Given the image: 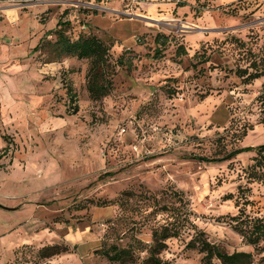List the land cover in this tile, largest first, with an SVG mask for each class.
Returning <instances> with one entry per match:
<instances>
[{"label":"rangeland","instance_id":"374dc122","mask_svg":"<svg viewBox=\"0 0 264 264\" xmlns=\"http://www.w3.org/2000/svg\"><path fill=\"white\" fill-rule=\"evenodd\" d=\"M26 1L0 3V264H115L112 244L142 264L178 219L163 205L181 211L163 259L203 264L187 244L204 231L264 264L230 219L264 216L256 152L223 158L264 144V76L237 72L264 69V0ZM58 21L109 47L105 97L89 95V60L51 62ZM51 245L68 250L42 257Z\"/></svg>","mask_w":264,"mask_h":264},{"label":"trees","instance_id":"16d2710c","mask_svg":"<svg viewBox=\"0 0 264 264\" xmlns=\"http://www.w3.org/2000/svg\"><path fill=\"white\" fill-rule=\"evenodd\" d=\"M66 22L68 21H58L57 23V39L51 43L56 57L52 59L51 62L60 61L65 57H76L78 59L89 60L87 90L93 100H99L108 95L111 90V83L107 78L109 47L104 41L94 35H79L77 38H71L66 34L65 30H63V27L69 24ZM161 36L163 35L157 36V43ZM46 44H48L47 41ZM43 46H45V38L41 40L36 48L40 50ZM156 50L157 53L161 52L160 47H157ZM251 68L254 69V71L250 72L249 70ZM259 68V64L252 62L249 68H241L238 69L237 72L239 76L245 78L247 82H250L264 76V69ZM68 91L70 92V89H68ZM70 94V98L76 97L71 92ZM244 150L256 152V156L254 157L255 167H258L260 171H253L252 178L263 180L264 172L261 170L264 168V144L246 148H236L223 156V158L232 159ZM218 159L220 158H212V160ZM177 194H180V192L178 191ZM161 208V210L165 212L173 211L171 215L177 214L176 216L178 219L176 218L174 221L164 223L153 229V242L146 248L148 255L143 260L142 264H172L171 261L163 259L161 255L168 248L167 240L177 237L180 233L181 221H179V217L181 211H176V208L167 205H163ZM243 214H245V209L240 207L239 214L231 216L230 219L235 222L233 228L244 238L246 243L253 245L255 248H259L261 244L264 243V216L251 217L246 215V217H243ZM187 247L197 248L204 254L202 258L203 264H215V259L219 260L222 264H253L254 262V254L252 252L235 251L229 253L218 244L211 242L206 237V232L204 231H199L187 244ZM66 250L68 249H62L58 245L45 246L41 249V255L42 257L48 258L61 254ZM102 253L110 262L115 264H132L135 262V250L133 247H121L112 244L104 248Z\"/></svg>","mask_w":264,"mask_h":264},{"label":"crops","instance_id":"0c3cea01","mask_svg":"<svg viewBox=\"0 0 264 264\" xmlns=\"http://www.w3.org/2000/svg\"><path fill=\"white\" fill-rule=\"evenodd\" d=\"M5 1H7V0H0V3L3 4V2H5ZM27 4H29V1H28V0L26 1V3L19 4V5H22V6L24 5V6H25V5H27ZM49 68H51V66H49Z\"/></svg>","mask_w":264,"mask_h":264}]
</instances>
